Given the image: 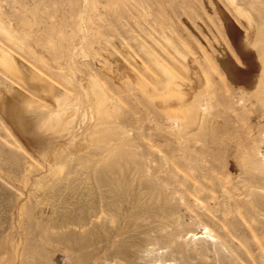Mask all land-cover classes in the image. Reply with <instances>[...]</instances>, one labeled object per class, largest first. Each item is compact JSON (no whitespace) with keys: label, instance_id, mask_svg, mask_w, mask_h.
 <instances>
[{"label":"rangeland","instance_id":"rangeland-1","mask_svg":"<svg viewBox=\"0 0 264 264\" xmlns=\"http://www.w3.org/2000/svg\"><path fill=\"white\" fill-rule=\"evenodd\" d=\"M0 264H264V0H0Z\"/></svg>","mask_w":264,"mask_h":264},{"label":"bare ground","instance_id":"bare-ground-1","mask_svg":"<svg viewBox=\"0 0 264 264\" xmlns=\"http://www.w3.org/2000/svg\"><path fill=\"white\" fill-rule=\"evenodd\" d=\"M7 57L8 56L6 55V53H4L1 58H7ZM6 112L8 113L9 117L18 124L19 127L26 130L28 133L34 130L33 126L26 118L24 110L22 106H20L18 101L9 102L6 105Z\"/></svg>","mask_w":264,"mask_h":264}]
</instances>
